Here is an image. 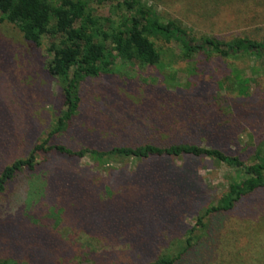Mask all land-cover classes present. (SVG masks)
<instances>
[{"label":"rangeland","instance_id":"rangeland-1","mask_svg":"<svg viewBox=\"0 0 264 264\" xmlns=\"http://www.w3.org/2000/svg\"><path fill=\"white\" fill-rule=\"evenodd\" d=\"M140 1L195 39L264 36V0ZM111 5L92 3L93 14L116 24L122 10ZM233 9L239 13L232 14ZM233 17L234 24L227 26ZM150 40L160 53L159 64L115 61L108 74L82 80L74 118L48 144L107 151L138 143H190L249 162L253 137L264 123V66L251 75L252 60L245 57L184 59L176 43ZM47 45L44 38L33 47L12 26L0 23V169L25 158L60 111L58 85L46 73ZM233 69L249 79L246 98L231 92L227 79ZM220 96L236 116H228L229 123L214 133L206 129V116L191 114L186 97L205 102ZM169 98L176 105L164 107ZM253 122L259 126L254 132ZM144 174L147 184L141 182ZM232 175L224 165L200 157L119 158L100 166L85 156L46 155L0 194V260L147 264L168 254L176 257L175 264H264V189L227 212L205 214ZM199 216L201 225L195 222Z\"/></svg>","mask_w":264,"mask_h":264},{"label":"trees","instance_id":"trees-1","mask_svg":"<svg viewBox=\"0 0 264 264\" xmlns=\"http://www.w3.org/2000/svg\"><path fill=\"white\" fill-rule=\"evenodd\" d=\"M105 2H114L111 8L122 10L116 24L108 18L93 14L92 3L101 5ZM238 13L239 11L232 10V14ZM235 18L226 25L232 26ZM252 19H248L247 23ZM2 22L16 29L22 40L33 47H39L44 38L48 40L46 51L49 59L46 62V73L55 79L58 85L61 107L46 137L34 144L25 158L12 159L0 169V194L18 173L34 171L39 162L45 160L46 155L52 154L75 159L85 156L100 166L119 158L137 161L182 156L208 158L229 168L233 175L228 180L226 191L214 207L206 209L205 214L227 212L241 198L264 189L262 122L260 131L253 137L256 146L249 162L242 161L237 156L227 155L216 148L190 143H171L163 146L138 143L113 146L107 151L90 148L75 151L63 145L48 144L52 135L62 134L74 118L80 101L78 87L82 80L108 74L112 71L111 67L115 61L140 66L159 64L160 53L150 39L176 43L184 59L200 54H211L224 59L245 57L252 60L248 67L252 75L264 66V36L259 40L237 34L223 39L215 36L195 39L187 34L178 22L169 19L163 22L151 6L140 0H0V23ZM227 82L235 97L249 96V79L244 76V72L233 69ZM171 95L179 98L175 92ZM186 98L191 114L206 116V129H212L214 133L229 123L235 115L232 116L234 111L231 106L227 108L222 96L205 102H196L192 97ZM164 100V107L169 105L171 108L174 101L170 98ZM176 103L174 102L175 105ZM228 116L232 117L229 119ZM256 124L253 122L251 131L254 132L259 127ZM148 181L149 177L144 174L141 182L147 184ZM200 220L199 216L195 222L201 225ZM179 255L180 253L177 257ZM175 260L176 257L159 254L147 264H175ZM0 264L16 263L0 260Z\"/></svg>","mask_w":264,"mask_h":264}]
</instances>
